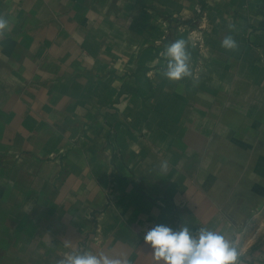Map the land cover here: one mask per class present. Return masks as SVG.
<instances>
[{"label": "crops", "instance_id": "1", "mask_svg": "<svg viewBox=\"0 0 264 264\" xmlns=\"http://www.w3.org/2000/svg\"><path fill=\"white\" fill-rule=\"evenodd\" d=\"M0 16V264H156L147 221L264 264V0H0ZM177 39L193 76L170 81Z\"/></svg>", "mask_w": 264, "mask_h": 264}, {"label": "clouds", "instance_id": "2", "mask_svg": "<svg viewBox=\"0 0 264 264\" xmlns=\"http://www.w3.org/2000/svg\"><path fill=\"white\" fill-rule=\"evenodd\" d=\"M9 30V20L0 16V37ZM226 50H235L238 45L233 36H226L221 43ZM165 60L162 75L170 81H180L192 77L191 53L185 39H177L167 44L161 52ZM162 173L168 169V162L160 164ZM144 241L152 249V258L156 264H239L238 244L225 233L201 227L193 234L187 225L174 230L169 226L158 224L148 230ZM57 264H131L126 256L110 259L106 255L91 253H69Z\"/></svg>", "mask_w": 264, "mask_h": 264}, {"label": "built area", "instance_id": "3", "mask_svg": "<svg viewBox=\"0 0 264 264\" xmlns=\"http://www.w3.org/2000/svg\"><path fill=\"white\" fill-rule=\"evenodd\" d=\"M245 1H251V0H245ZM152 227H153L152 222H150V221L145 222V223H144V226H143V231H144V233L146 234V232H147L148 230H150Z\"/></svg>", "mask_w": 264, "mask_h": 264}]
</instances>
